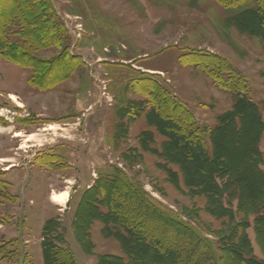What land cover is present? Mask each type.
<instances>
[{
	"label": "rangeland",
	"instance_id": "rangeland-1",
	"mask_svg": "<svg viewBox=\"0 0 264 264\" xmlns=\"http://www.w3.org/2000/svg\"><path fill=\"white\" fill-rule=\"evenodd\" d=\"M48 1L53 23L60 25L51 31L58 35L55 43L42 47L23 40L18 23L6 29L12 43L39 61L36 71L0 56V249L19 233L0 264H43L42 228L54 210L48 193L52 200L72 196L55 218L67 246L84 257L80 264H96L100 254L124 257L117 241L103 238L102 224L90 230L92 255L83 252L72 227L84 191L116 170L186 224L202 232L223 229L226 220L204 211L206 199L188 195L183 185L177 189L160 167L165 161L143 149L149 146L145 132L154 134L153 149L160 150L165 139L137 112L148 111V85L155 83L170 89L201 124H216L233 100L197 64L196 55L211 54L246 78L264 120V42L238 31L230 22L236 12L218 0ZM70 58L75 67L65 73ZM35 74L53 86L34 87ZM230 134L223 137L227 151L236 143ZM259 148L264 152V137ZM49 155H56L58 168L42 164ZM7 169L14 170L3 174ZM248 233L260 255L252 228Z\"/></svg>",
	"mask_w": 264,
	"mask_h": 264
},
{
	"label": "trees",
	"instance_id": "trees-1",
	"mask_svg": "<svg viewBox=\"0 0 264 264\" xmlns=\"http://www.w3.org/2000/svg\"><path fill=\"white\" fill-rule=\"evenodd\" d=\"M218 1L225 9L236 12L230 22L238 31L264 42V0ZM54 17L48 0H0V56L36 71L34 62L39 61L12 43L6 29L18 23L23 40L49 47L58 36L51 31L60 26L53 23ZM196 56L197 64L215 86L232 96L231 109L217 116L216 124H201L170 89L151 83L144 103L148 111L142 109L137 114L143 113L148 126L165 140L160 150L153 149L150 144H154V134L145 132L143 137L148 139L149 146L145 143L143 149L165 161L160 167L173 178L177 189L183 185L188 195L203 196L204 211L227 223L221 230L202 232L162 208L122 171L116 170L112 175L101 176L84 191L72 224L75 239L86 255H92L95 248L90 230L96 222L102 224L103 238L119 244L124 257L100 254L96 264H264V152L259 148L264 120L246 78L239 71L220 57ZM74 67V59H68L65 73ZM51 74L52 71L48 72L46 79ZM44 78L45 75L41 76L39 81L35 74L31 82L39 89L51 88L53 84ZM228 133L234 135L236 149L227 151L223 137ZM55 156H43L42 164L58 168ZM169 165L177 170L168 168ZM85 204L88 207L83 209ZM251 228L261 259L255 256L248 234ZM17 241L3 244L1 261L5 246ZM41 250L43 264H78L75 253L66 244L59 218L45 223Z\"/></svg>",
	"mask_w": 264,
	"mask_h": 264
},
{
	"label": "crops",
	"instance_id": "crops-1",
	"mask_svg": "<svg viewBox=\"0 0 264 264\" xmlns=\"http://www.w3.org/2000/svg\"><path fill=\"white\" fill-rule=\"evenodd\" d=\"M42 166V165H41ZM12 169V168H11ZM11 169H7L8 171H3V174H5V175H7V174H9V173H11L13 170H11ZM9 183V182H8ZM54 192V191H53ZM52 192V193H53ZM52 195L53 194H50V193H48V202H49V204H50V206H52L53 208H54V210L52 211L53 212V216L51 217V218H48L45 222H44V224H43V227H44V225H45V223L48 221V220H50V219H52V218H55L56 216H58V215H56V211H57V208H65V206H69V203H70V199H71V195H70V193H69V197H68V199H67V201H66V203L64 204V206H61V205H58V204H56V202L54 203V201L52 200ZM64 212V211H63ZM42 231H43V228H42ZM249 234V233H248ZM19 233H17V236H13V237H16V239H18L19 238ZM250 237V236H249ZM24 242V241H23ZM41 242H42V233H41ZM41 242H40V247H41ZM251 242H252V240H251ZM27 242H24L23 244H26ZM255 244H256V242H255ZM252 245H253V243H252ZM254 247V246H253ZM259 250V249H258ZM254 252H255V250H254ZM260 252V251H259ZM41 255H42V250H41ZM257 258H259V259H261L262 258V256H261V254L260 255H255ZM77 257V259H78V262H79V264H80V262L83 260V258L84 257H78V256H76ZM42 260H43V257H42Z\"/></svg>",
	"mask_w": 264,
	"mask_h": 264
},
{
	"label": "bare ground",
	"instance_id": "bare-ground-1",
	"mask_svg": "<svg viewBox=\"0 0 264 264\" xmlns=\"http://www.w3.org/2000/svg\"><path fill=\"white\" fill-rule=\"evenodd\" d=\"M11 100H13L15 102L16 99H14V97L12 96ZM51 129H53L52 126H50L48 130H51ZM66 198H67V193H63V194H60V195H54L53 196V201L56 202L57 204L63 206L65 204Z\"/></svg>",
	"mask_w": 264,
	"mask_h": 264
}]
</instances>
